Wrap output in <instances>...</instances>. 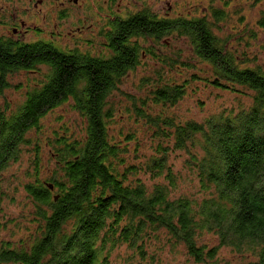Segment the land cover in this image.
Instances as JSON below:
<instances>
[{
	"label": "trees",
	"instance_id": "1",
	"mask_svg": "<svg viewBox=\"0 0 264 264\" xmlns=\"http://www.w3.org/2000/svg\"><path fill=\"white\" fill-rule=\"evenodd\" d=\"M211 15L219 20L222 12L212 9ZM259 24L264 25V11ZM212 26L218 27L194 15L116 16L102 34L108 57L51 43L19 46L0 40V99L9 88L18 90L21 82L11 80L20 72L38 75L20 101L0 108V203L11 199L2 172L23 151H37L29 136L42 118L71 103L86 129L83 138L69 142L58 135L52 147L57 170L43 182L36 178L23 185L33 201L37 233L22 245L0 239V264H96L99 255L104 264L106 245L136 246L144 233H164L169 245L183 244L195 264H217L223 248L249 257L245 264H264V73L247 57L235 56L230 39L219 42ZM162 38L184 40V49L177 46L161 56L153 75L140 78L137 96L122 93L137 57L153 55ZM196 63H205L209 73ZM161 68L184 73L166 81ZM192 83L207 94L227 93L230 100L200 120L188 113L182 119L174 111ZM116 93L128 98L125 104L119 105ZM118 110L133 125L120 133L127 138L124 145L112 142L107 130ZM137 124L145 143L136 137ZM177 154L188 162L195 196L171 193L180 181L172 164ZM29 165L36 173V155ZM8 222L0 219V230ZM68 222L71 226L62 228ZM202 230L213 235V245L197 241Z\"/></svg>",
	"mask_w": 264,
	"mask_h": 264
},
{
	"label": "rangeland",
	"instance_id": "2",
	"mask_svg": "<svg viewBox=\"0 0 264 264\" xmlns=\"http://www.w3.org/2000/svg\"><path fill=\"white\" fill-rule=\"evenodd\" d=\"M74 1L44 0L42 6L34 8V1L30 2V0H0V36L4 34L6 28L2 21L5 22L8 18L31 21L32 18L44 16L49 26L46 27L47 30L54 34L60 32L61 37L48 38L55 46L64 50H75L81 54L108 57L110 51L105 46L106 36L102 34L107 32L108 21L116 16L125 17L129 13L142 11L151 12L158 19L203 16L207 22L218 25V27L212 26L211 31L219 42L230 39L228 42L230 51L238 58L247 57L252 66L258 67L256 69L264 73V25L259 24V17L264 11V0H77L76 3ZM212 9L222 12L221 19L215 20L212 17ZM61 14L62 17H60ZM57 23L61 26L56 27ZM248 32L252 34V37L246 36ZM137 39L139 43H143L141 38ZM183 41L181 40L180 43L173 38H162L155 42L156 51L153 55L137 57L138 61L134 68L127 72V77L122 81L121 92L125 95L137 96L136 91L142 89V87L139 88L140 83H138L140 78L153 75V69L158 67L161 56L170 52L171 48L180 46L184 49ZM165 42L170 46L164 47ZM198 65L206 64L196 63V66ZM195 71L198 70L195 69ZM203 71L209 73L206 67H203ZM183 73L184 71L179 69L161 68L159 75L163 80L172 81L179 79ZM198 73L202 72L198 71ZM37 78L36 72H20L11 80L12 83L20 81V87L18 90L11 87L4 92V99H0V108L5 102L12 106L20 101L27 86L33 84ZM204 91L202 85L192 83L174 112L182 119H185L188 113V117L200 120L215 112L221 103H227L230 100L227 93L215 91L207 94ZM114 95L121 99L119 105L125 104L128 99L122 100V95L118 93ZM39 123L40 127L36 131H30L29 136L32 143H37V151L34 152L32 149L23 151L18 162H12L2 172L4 186L10 189L7 194L11 199L4 198L0 203L3 211L0 219H10V222L5 223L4 228L0 230V239L12 240L15 245L30 242L37 233V224L32 218L33 201L24 191L23 185L26 182H35L36 178H38L37 181L43 182L55 169L57 170L59 161L52 156V147L58 135L69 142L72 139L83 138L86 133L83 116L73 109L71 103L54 109ZM132 126L129 115L118 110L113 116V121L107 124L112 142L118 145L127 143V138H123L120 133L127 132ZM134 130L140 143H145L143 127L137 124ZM34 155L38 157L39 164L36 173L30 169L29 165ZM183 155L173 156V169L177 171L180 181L176 184V188L171 189V193H174V196H195V185L190 177H187L190 169ZM70 226L71 223L68 222L62 228ZM148 236L149 238L146 239ZM142 238L145 239L142 242L143 245L138 242L136 246L122 243L116 248L106 245L101 254L107 259L104 264H195L188 256L184 245H169L164 233H144ZM197 241L207 245L215 243L213 235L205 230L199 232ZM141 245L142 248L138 251ZM99 257L100 255L96 264H102V261L98 263ZM245 257L240 256L234 249L223 248L217 254L216 260L217 264H245L249 259Z\"/></svg>",
	"mask_w": 264,
	"mask_h": 264
},
{
	"label": "flooded vegetation",
	"instance_id": "3",
	"mask_svg": "<svg viewBox=\"0 0 264 264\" xmlns=\"http://www.w3.org/2000/svg\"><path fill=\"white\" fill-rule=\"evenodd\" d=\"M33 1H34L33 4L34 8H38V6H42L44 4V0H32V1L30 0V2ZM76 2L77 0L74 1V3ZM41 11L42 10H40V12ZM60 17H62V14ZM45 20L46 18L44 16L32 18L31 21L8 18L5 20V22L2 21L4 27L6 26V28L4 29L5 30L4 34L0 36V40H2L3 42L11 41L14 45H19V46L21 44L30 45L38 42H42L44 44L51 43L55 46V44L52 41L48 40V38H51V36L61 37L60 32L54 34L48 31L47 28L49 26L45 22ZM58 26L60 27L61 24L57 23L56 27ZM31 37L34 38L32 40H29V38Z\"/></svg>",
	"mask_w": 264,
	"mask_h": 264
}]
</instances>
